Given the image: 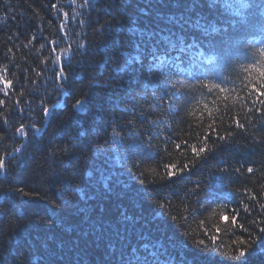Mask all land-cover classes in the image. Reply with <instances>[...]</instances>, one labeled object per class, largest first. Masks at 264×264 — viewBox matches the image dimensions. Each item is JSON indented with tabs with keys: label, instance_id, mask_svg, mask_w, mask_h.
Segmentation results:
<instances>
[{
	"label": "trees",
	"instance_id": "trees-1",
	"mask_svg": "<svg viewBox=\"0 0 264 264\" xmlns=\"http://www.w3.org/2000/svg\"><path fill=\"white\" fill-rule=\"evenodd\" d=\"M0 264H264V0H0Z\"/></svg>",
	"mask_w": 264,
	"mask_h": 264
},
{
	"label": "snow or ice",
	"instance_id": "snow-or-ice-1",
	"mask_svg": "<svg viewBox=\"0 0 264 264\" xmlns=\"http://www.w3.org/2000/svg\"><path fill=\"white\" fill-rule=\"evenodd\" d=\"M10 86H11L10 82L5 83V87H10Z\"/></svg>",
	"mask_w": 264,
	"mask_h": 264
}]
</instances>
